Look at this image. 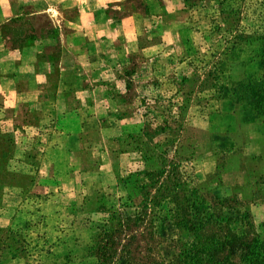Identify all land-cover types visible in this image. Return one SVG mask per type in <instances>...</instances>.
I'll return each mask as SVG.
<instances>
[{
    "label": "rangeland",
    "instance_id": "obj_1",
    "mask_svg": "<svg viewBox=\"0 0 264 264\" xmlns=\"http://www.w3.org/2000/svg\"><path fill=\"white\" fill-rule=\"evenodd\" d=\"M48 1L0 3V264H100L113 231L177 264L186 219L263 239L264 116L229 88L263 66L264 0H87L108 21L66 78Z\"/></svg>",
    "mask_w": 264,
    "mask_h": 264
},
{
    "label": "trees",
    "instance_id": "obj_2",
    "mask_svg": "<svg viewBox=\"0 0 264 264\" xmlns=\"http://www.w3.org/2000/svg\"><path fill=\"white\" fill-rule=\"evenodd\" d=\"M260 56V71L233 81L229 95L235 102L248 105L255 115L264 116V50ZM186 220L194 235L176 254L177 264H264V238L258 239L247 231L236 233L220 221H216L215 231L205 232L203 219ZM117 225L122 228L123 224ZM114 232L99 235L90 248L100 264H157L134 260L128 242L122 243Z\"/></svg>",
    "mask_w": 264,
    "mask_h": 264
},
{
    "label": "crops",
    "instance_id": "obj_3",
    "mask_svg": "<svg viewBox=\"0 0 264 264\" xmlns=\"http://www.w3.org/2000/svg\"><path fill=\"white\" fill-rule=\"evenodd\" d=\"M63 1V0H62ZM66 1V0H65ZM7 3V2H6ZM59 3V2H57ZM57 3H54L53 1H48L46 6L41 10H38L39 12L47 11V15L49 18L53 21L52 25H58V28L62 31L60 34L61 36V55L59 59V68H60V77L63 76L64 78L68 77V74L74 72V69L68 65V60H72L73 57H75V49H74V37L75 34H77L78 31L81 33L88 32L89 29H96L98 27L104 26L106 21H100L97 19H94V16L91 11H93V5L88 4L87 0H73V3L77 5L78 14L76 18H68L64 15L63 11H61L56 5ZM89 3H93V1H90ZM10 6L7 3V5L1 6V14L4 16L5 14H11L10 12ZM36 11V12H38ZM88 35V34H86ZM84 36V35H83ZM90 37V36H89ZM90 39H92L90 37ZM76 41V40H75ZM80 43V40H77ZM87 41H90L89 38H87ZM83 44H90L82 41ZM63 52V55H62ZM85 53L82 50V58L86 61H88V58L84 57ZM63 58H66L67 60L64 61ZM69 58V59H68ZM87 63V62H86ZM36 74V73H34ZM44 74V73H42ZM63 89L66 88V85H63Z\"/></svg>",
    "mask_w": 264,
    "mask_h": 264
},
{
    "label": "clouds",
    "instance_id": "obj_4",
    "mask_svg": "<svg viewBox=\"0 0 264 264\" xmlns=\"http://www.w3.org/2000/svg\"><path fill=\"white\" fill-rule=\"evenodd\" d=\"M6 2V0H0V3H5Z\"/></svg>",
    "mask_w": 264,
    "mask_h": 264
}]
</instances>
